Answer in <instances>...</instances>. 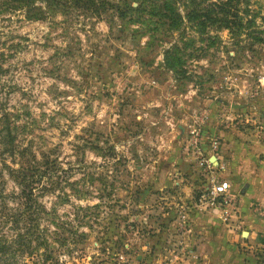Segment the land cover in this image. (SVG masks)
<instances>
[{
    "label": "rangeland",
    "instance_id": "rangeland-1",
    "mask_svg": "<svg viewBox=\"0 0 264 264\" xmlns=\"http://www.w3.org/2000/svg\"><path fill=\"white\" fill-rule=\"evenodd\" d=\"M126 1L141 8L125 19L111 7L121 0H34L32 17L1 7L0 207H17L7 167L44 163L57 170L52 190L35 191L39 228L62 237L44 264H264V185L247 205L250 241L224 166L233 212L196 201L207 174L196 151L215 141L224 160L216 132L250 134L264 162V0L234 4L235 34L187 21L192 0ZM151 2L166 17L150 19ZM208 214L220 234L206 232ZM8 224L0 216V235ZM224 233L237 239L208 242Z\"/></svg>",
    "mask_w": 264,
    "mask_h": 264
},
{
    "label": "trees",
    "instance_id": "trees-1",
    "mask_svg": "<svg viewBox=\"0 0 264 264\" xmlns=\"http://www.w3.org/2000/svg\"><path fill=\"white\" fill-rule=\"evenodd\" d=\"M71 1L74 6L85 5L94 6V0H68ZM101 4L104 0H97ZM154 1V0H153ZM194 7L184 14V18L187 21H196V25H212L216 28L227 29L228 32L237 33L239 22L232 20L236 17L233 14L234 4L238 0H192ZM34 0H0V9L2 6L9 5L10 8H17L25 12V17H32L31 9H33ZM205 3V5H203ZM112 4V3H110ZM123 9L117 4H112L111 7L116 11V17L119 19L128 18L127 13L133 10H139L140 4L137 7H132L126 0H121ZM164 6V4H163ZM35 8V7H34ZM120 8V9H119ZM165 9L168 12L167 18L170 25L176 26V18H182L178 14H174L172 8L167 4ZM163 11V12H162ZM150 19L164 18V9L160 8L156 2H151L150 12L148 13ZM238 26V27H237ZM204 28V27H203ZM236 28V29H235ZM264 33V32H262ZM259 41L260 38L258 39ZM4 115V131L9 132L8 119ZM56 167L47 166L46 164H37L36 162H30L29 160L22 161L15 169L7 167V174L13 180L18 188L15 195L17 207H6L5 204L0 207V216L3 224L9 223L8 228L10 234L7 237L6 234L0 235V264H13L16 262V258L20 257L23 253L32 254L39 247L43 249V264L46 260L51 261L55 252V248L48 242L50 239L62 241V237L52 230L45 228H39L40 212L38 206H35L36 193L41 190H52V174L55 173ZM51 188V189H50ZM13 195V194H12ZM51 235V236H50ZM60 245V244H58ZM56 263L57 260L54 259ZM12 261V263H11ZM48 261V262H49Z\"/></svg>",
    "mask_w": 264,
    "mask_h": 264
},
{
    "label": "crops",
    "instance_id": "crops-1",
    "mask_svg": "<svg viewBox=\"0 0 264 264\" xmlns=\"http://www.w3.org/2000/svg\"><path fill=\"white\" fill-rule=\"evenodd\" d=\"M241 107V108H240ZM230 108L233 110H242L243 106L236 104L230 105ZM248 132V131H245ZM220 137V148L221 152L224 153V160L221 155L215 156V161L222 163L224 166L223 175L227 176L232 180L234 189L240 191V203H239V217L241 221H238L242 225V230L244 229L250 241L253 238L252 227L253 223L251 220L252 213L248 210L247 205L252 202L253 199L259 197L256 196V187L259 188L261 185H264V162L259 161L255 157L259 155L261 150L258 141L251 137L250 134L244 133L243 131L233 129V130H224L222 132H216ZM211 159V155L208 156ZM213 161V160H212ZM240 184V186H238ZM208 220L205 221L206 232L210 228L208 234L212 235V232L216 231L219 234L222 232L223 228L219 224L218 220L213 218L212 215H207ZM209 222V224H207ZM242 232V231H241ZM236 234L232 235H221L218 240H212V237H209L208 242L211 244L213 242H223L227 243L231 239L236 237ZM213 246V244H212ZM215 247H217L215 245Z\"/></svg>",
    "mask_w": 264,
    "mask_h": 264
},
{
    "label": "built area",
    "instance_id": "built-area-1",
    "mask_svg": "<svg viewBox=\"0 0 264 264\" xmlns=\"http://www.w3.org/2000/svg\"><path fill=\"white\" fill-rule=\"evenodd\" d=\"M218 148V144L215 141L210 142L207 146L209 155L215 157ZM196 153H198L199 166L203 167V170L207 172L205 186H203L196 201L201 205L204 204L214 209H220V212L224 215L231 214L233 212V202L226 192L227 183L220 177L218 178V172L223 169V164L211 163L208 156L204 157L199 150Z\"/></svg>",
    "mask_w": 264,
    "mask_h": 264
},
{
    "label": "water",
    "instance_id": "water-1",
    "mask_svg": "<svg viewBox=\"0 0 264 264\" xmlns=\"http://www.w3.org/2000/svg\"><path fill=\"white\" fill-rule=\"evenodd\" d=\"M210 161H212V160H214V157L213 156H211V159H209Z\"/></svg>",
    "mask_w": 264,
    "mask_h": 264
}]
</instances>
